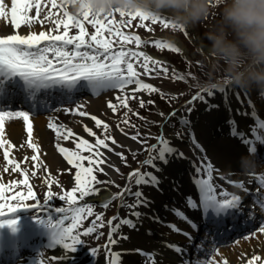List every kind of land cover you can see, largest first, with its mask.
I'll use <instances>...</instances> for the list:
<instances>
[{"label": "snow or ice", "instance_id": "1", "mask_svg": "<svg viewBox=\"0 0 264 264\" xmlns=\"http://www.w3.org/2000/svg\"><path fill=\"white\" fill-rule=\"evenodd\" d=\"M45 3L48 0H44ZM51 8H42V0H11V5L8 7L5 0H0V18H4L12 26L14 31L8 34H0V147H3V155L8 164L14 166L13 171H19L23 179L9 180L7 183L0 182V216L6 213H12L20 207H38L41 203L37 200L35 205L25 203L29 197H34L31 185H29V176L24 168L20 167V162L17 159H9L10 147H19L13 145L10 140L3 139L4 118L6 116H22L27 124V131L29 133L28 145L34 150L38 151L40 145L34 143L31 139V121L29 120V113L27 111L16 110L13 111L6 107L7 103L11 101L18 93L23 92L25 96L32 101H36L38 94L48 90H60L67 95H71L79 89H90L93 95H100L103 92H112L113 99L107 100V105L111 112L117 113L122 109H127L123 112V120L117 118L116 127L125 137H131L132 140L137 141L140 147L132 149L126 147L123 141H118L116 137L109 134L110 125L100 116L93 115L88 111H82L83 105L80 103L75 106L64 107L65 112L79 113L81 116H91L96 129H103L101 135L94 130L93 126L87 123L83 124V129L95 139H88L85 135L78 134L71 127L60 124L58 121H50L48 127L55 132L57 143L56 150L61 153L68 165L74 166L75 184L70 190L63 193H53L49 189L45 194V202L54 195H59L62 200H67L68 207L57 208V212L61 213L59 219L54 222L53 227L55 235L60 244L65 249L75 250V247L80 242H86L82 237L96 236L98 239L100 233L97 225L103 227L104 224L112 225L108 232V243L104 245L106 251L111 253L112 249L109 245L117 243L114 233L121 225H128L133 228L136 227V220L132 217L139 218V213L130 211L128 216H121L119 212L110 219L105 220L104 211H95L96 205L93 203L77 204V201L84 200L90 195L101 194L103 189H108L110 185H115L119 191L111 192L107 199L101 200V206L107 209L112 201L119 200V207L132 208L133 205L125 204L121 197L126 200L128 198V189L126 187L128 176H138L140 172L144 171L143 167H133L132 162L136 161L141 165L145 160H139V154L142 151L148 153L147 158L152 156L159 157L161 149H166L164 156H169L172 150L175 154L185 158V153L173 145L168 135L165 133V123H171L174 126L173 117L178 116L179 110L173 109L170 113L157 109L158 114L164 117V120H148L146 117H141L146 124H159V131L153 132L151 128L148 131H143L139 125L131 124L128 119V114L133 111L129 105L131 98H136L138 92H147L149 94L156 92L161 96H165L164 91L147 82L142 78V75L151 76H167L169 68L166 63L159 58L154 57L146 51L140 50L139 46L146 41L142 40L141 36L131 32L124 31L118 25H123L124 20L114 22V20L102 19L101 14L93 15L88 11L83 12V18L69 12L65 6L64 0H60L59 7L64 9L63 16L57 17L52 8L58 7V0H50ZM35 8V15H31L30 10ZM121 17H139L141 22L145 20L161 21L165 25H171L173 22L163 16H149L139 10L134 13L125 14L119 13ZM10 15V20L8 17ZM111 16L112 14H106ZM91 17V19H89ZM54 18L56 29L39 31L31 30L30 25L33 21L39 20L44 23L47 20ZM85 21L94 27V31L89 32L85 27ZM29 27L26 33H21L18 29L21 26ZM70 26L75 27L78 31L70 32ZM148 28V24H144ZM187 33V29H184ZM159 48H167L181 52L182 49L177 43L171 40H154L152 41ZM135 44L137 47L129 45ZM142 58V59H141ZM173 76L176 73L173 72ZM184 79V77H179ZM232 89L227 86L214 87L211 89H200L193 97L195 100H206L204 95L207 92L209 95H215L217 90L222 93ZM179 95V93H176ZM147 104H155L154 100H146L142 96L139 98L140 107ZM192 108H188L187 112H191ZM135 114L140 116L139 111ZM255 115V112H253ZM121 123L127 124L136 131H126L121 127ZM179 123L182 125L189 124L188 117L182 116L179 118ZM234 123V121H230ZM252 139L245 138L244 133H240L241 138L245 143L250 144V151H257L256 142H264V119H259L255 127L252 128ZM232 133H237L236 128H232ZM175 138H183L184 133L175 132ZM155 138L156 143L149 141ZM60 140H72L75 147H67ZM192 140L199 144L198 138L192 134ZM117 145L122 150H118ZM203 148V145H200ZM87 153V154H85ZM109 153H114L123 164L127 165L130 171L124 173L121 168L112 161ZM131 153V159L129 158ZM32 161L38 159L37 155L32 156ZM148 166L144 163V166ZM213 165L209 161L206 168L212 169ZM140 168V172L135 169ZM113 171L119 174L121 179L125 180L122 185L113 178ZM205 171V165L201 162L195 169L196 179L205 187L207 191V198L210 210L207 213V219H214L217 227L222 225L227 218L236 221L240 218L254 219L257 212L264 213V193L259 188L255 189L253 199L249 207L246 208L244 204V197L239 194L229 192L224 189L223 193L217 192L218 185L213 183L212 172H207V178L202 174ZM103 174L104 178H101ZM145 179H151L146 176ZM260 182L264 185V175L259 177ZM51 183V181H49ZM239 187L244 189L245 185L241 181H235ZM14 185H25L27 187V195L24 191L13 192ZM248 191V189H245ZM9 192L12 195H6ZM119 192L120 196L115 195ZM142 200L143 197L141 196ZM15 201V202H9ZM44 202V203H45ZM139 205L137 204L136 207ZM199 206V202H198ZM89 217H94L88 224L84 221ZM70 223H66L67 221ZM119 223H114L115 221ZM0 223H15L14 220L0 221ZM186 235L189 238L193 247H197L193 241V234L186 229L170 228ZM259 232L264 233V222L260 223ZM248 235H255V231L249 232ZM121 237H126V234L120 233ZM201 239H205L202 237ZM170 247L176 250L177 254L184 253L187 255L184 246L171 241L166 242ZM100 246L90 247L93 255L98 253ZM137 251H143L137 249ZM120 253H116L119 255ZM151 255V253H148ZM53 259H61V257H53ZM261 261L264 264V258L259 254H252L245 264H253V262ZM41 264H45L41 259ZM133 264H136L133 261ZM182 264H212L211 260H200L197 258L193 261L189 255L186 261ZM227 264V261H225Z\"/></svg>", "mask_w": 264, "mask_h": 264}, {"label": "bare ground", "instance_id": "2", "mask_svg": "<svg viewBox=\"0 0 264 264\" xmlns=\"http://www.w3.org/2000/svg\"><path fill=\"white\" fill-rule=\"evenodd\" d=\"M59 2L60 0H58L57 8H52V11H56L55 13L58 16L61 15L60 11L63 10V8L59 9ZM5 3L10 7L11 0H5ZM50 5V0L49 3H45L42 0V8H51L52 6L50 7ZM33 12H35V8L31 9L29 14L33 15ZM8 20H10V15ZM22 26L18 31L23 34L29 30V27ZM30 27L31 30L35 31L46 30L35 25H30ZM12 31L14 29L8 21L0 18V34H8ZM197 44L205 52L211 50L210 46L205 44L200 37L197 38ZM168 68L173 69L174 67L168 66ZM223 83L226 82L222 81L221 84ZM227 83L225 86L232 89L223 93L217 90L215 95L211 97L212 100L203 101L200 104L201 114H193L189 118V124L186 127L184 126V129L174 130L171 125H166L164 128L166 135H168L173 145L189 154L195 150L193 147H189V135L194 133L199 141L198 147L201 150V155L208 158L213 165L210 171L212 172L213 183L219 185L217 192L222 194L224 189H227L229 192L239 194L244 197V204L246 206L245 198L250 195L249 193L254 192L258 188L259 177L264 175V163L259 166L261 168L254 170L249 167L257 154L250 151V144L244 142L239 132L244 133L247 139L253 138L252 128L256 126L259 119H264V99H254L251 91H247V95L251 96L252 100L248 97L246 99L238 94L240 93V84L232 82L227 85ZM50 95L51 97L48 100L53 101V99L57 98L53 94ZM104 95L105 99L99 96L91 97L85 95V97L83 96L77 102L83 105L82 111L95 112L96 107L103 105L100 102L108 100L112 92H106ZM43 96L46 98L45 95ZM21 97L25 99L24 94ZM213 102L217 103L213 104ZM51 106V111L47 113L48 115H52L50 119L44 116L47 114H37L35 116L29 114L32 127L31 139L34 143L40 145L38 151H34L28 145L29 133L27 131V124L22 116H6L4 118L3 139L10 140L13 145L19 146L15 148L10 147L9 159H17L20 162V167L24 168L28 173L29 184L31 185H37L40 181V186L47 182L49 183V181L59 184L56 178L49 179L51 174L49 168L68 165L63 155L56 150L55 144L52 145L53 147L51 146L52 142L57 140V137L55 132L48 127V122L58 121L60 124L71 127L79 133L81 132L80 129H82L83 123L92 121L91 116L84 117L79 113L65 112L64 107L75 106L69 100H58L51 104ZM253 112H255V115H253ZM202 114H205L206 121L200 118ZM70 118H72L71 121H69ZM230 121H234V123H230ZM232 128L237 129L235 135L232 133ZM177 131L184 133V137L175 138L174 133ZM122 138L130 146L137 145L136 142L130 140L128 137L122 136ZM59 142L67 147H75L72 140H60ZM256 144L257 150L263 152L264 142L257 141ZM200 145H203V148ZM165 151L166 149L161 150L157 166H153L152 174L149 175L151 179H145V177L142 179L139 196H142L143 199L138 200L139 206L136 207L139 218L132 217L136 220V227L121 225L116 233L117 243L112 245L115 250V264H133V261L136 264H182V261H186L185 254L181 253L178 255L176 250L172 249L166 242L171 241L184 246L186 253L190 250L189 248H192V243L179 230L174 231L170 228H176L178 225L180 228L192 233L194 240L195 236L198 235L197 232H199L201 220L199 206H197L198 202L199 205L204 207L202 213H206L207 215L210 210L207 191L203 184L196 182L192 169L189 167V159L176 155L175 150H172L171 154H168L169 156H164ZM34 154L38 156L35 162L31 159ZM109 155L114 163L118 160L116 155L112 153H109ZM13 167L5 160L3 147H0V182L7 183L9 180L19 179V176L22 174L18 170L13 171ZM113 174H115L114 171ZM132 177V175H129L128 183ZM35 180H38V182L35 183ZM235 181L243 182L245 188H240L238 183H234ZM16 188L17 185H14L13 191ZM245 189H248V191H245ZM261 191H264V188ZM111 192H113L112 189ZM111 192L108 189H103L101 194L90 195L89 197L104 200L108 198ZM28 203L35 205L32 202ZM174 207L180 210V214H175ZM30 208L33 211L40 209L36 206ZM40 211L50 214V209H40ZM186 212L188 213L187 215ZM257 221L258 218L255 222ZM208 224L209 222L206 226ZM28 230V226L23 228L20 225L10 227L0 224V249H5L7 245L3 241L11 243L15 241L16 251H19L21 246L23 248L28 246L26 242L28 237L25 235V233H28ZM120 233L126 234V237H121ZM52 236L56 237L53 233ZM76 248L77 246L75 250H68L59 241L58 243L54 242L50 247V253L47 254L45 264H59L62 262L67 264L79 263L77 258L80 251ZM137 249L143 251H137ZM31 250L29 249V251L24 253L18 262L14 259L9 260V257H2L0 259H3V262L6 264H41V261L35 257ZM219 250L220 252L217 255L216 253L214 254L215 256L213 255L214 261H212V264H225V261H227V264H245V261L254 253L264 258V233L258 234L253 239L248 237L229 249H222L220 247ZM116 253L120 254L116 255ZM148 253H151V255ZM53 257H61V259H53ZM253 264H262V262L257 261L253 262Z\"/></svg>", "mask_w": 264, "mask_h": 264}, {"label": "rangeland", "instance_id": "3", "mask_svg": "<svg viewBox=\"0 0 264 264\" xmlns=\"http://www.w3.org/2000/svg\"><path fill=\"white\" fill-rule=\"evenodd\" d=\"M49 3V0H48ZM51 7V5H50ZM60 9V7H59ZM62 9V8H61ZM67 10L71 13L70 8L67 7ZM221 10L222 6L218 3V0H209V11L208 14L200 19L198 22L192 23V25L199 31V35L202 39L206 41L207 44H210V41L207 39L208 35L215 31L221 24L222 16H221ZM56 12V11H54ZM64 9L60 11L61 15H57V17H62ZM120 12L117 10L115 13H111V16H108L105 13L102 14V19L109 20L112 19L114 22H118L120 20H124L123 25H118L121 27L124 31H131L141 36L142 40L146 41V43H143L139 46V48L142 51L146 52H155L158 55L166 56L168 59L176 66V68L171 70L169 68V73L167 76H156L155 74L148 76V75H142V77L146 76L149 78L150 81L157 87H160L164 93L165 96H161L159 93L153 92L151 94L147 92H138L136 98H131L129 101L130 107L133 109L132 112L128 114V119L131 124H137L140 126V128L143 131H148L149 128L153 132L159 131V124H146L144 119H141V117H146L148 120H164V117H161L158 114L157 109L163 110L166 113H170L174 107H176L179 110L178 116L173 117V124L171 123H165L166 125L173 126L172 128L174 130H181L186 127V125H182L179 123V118L182 116H187L188 119L193 116V114L198 113L199 114V105L201 104V99L195 100V103L188 102L190 95L193 93V91H198L200 88H204L205 86H209V84L214 83L217 80L223 79L225 72L223 68V62L217 61V59L213 56L212 52H205L198 48V44L195 42V38L193 37L192 33L187 29V27L183 24L176 25L175 20L167 15V12L163 11L161 15L157 16H166L169 20L173 22L172 26L165 25L161 21H151V20H145L141 22L139 17H121ZM33 15L36 13L33 12ZM79 18H83L82 15L78 16ZM91 19V17H89ZM144 24H148L149 27L145 28ZM31 25L39 26L42 28L53 29L54 31H59L62 29L63 25L60 26V29L55 28L54 20H48L44 23H41L39 20L33 21ZM43 25V26H41ZM23 27V26H22ZM85 27L88 29L89 32L94 31V27L91 24H88L87 21H85ZM184 29H187V33L184 31ZM78 31L75 27L70 26V32L74 33ZM165 34H173L176 35L179 39L182 40L183 44L188 48L187 52H184L183 50L181 52H176L175 50H169L167 48H159L157 47L152 41L164 39L168 40L167 36ZM131 47H137L135 44L129 45ZM188 54V56H187ZM168 65V64H166ZM170 65V63H169ZM173 72L176 73V76H173ZM184 77V79H181L179 77ZM247 87V86H246ZM249 91L252 92L254 99L258 100L259 98L264 99V93L263 91L257 89L255 86L253 87H247ZM208 89H211L209 87ZM105 92H103L100 95H93L92 97H101L106 98L104 95ZM176 93H179V95H176ZM244 92L242 91V94ZM204 95L207 97L209 94L207 92L204 93ZM143 97L146 100H154L155 104H147L144 107H140L139 105V98ZM85 97V96H84ZM113 99V94L108 98ZM79 101V99H77ZM74 101L73 104H77L78 102ZM103 103V105H99L95 108V112H91L93 115L100 116L101 119L105 120L106 123L110 125L109 128V134L116 137L118 141H123L125 143L126 147H130L132 149H135L137 147H140L137 141H134L130 138V140L136 142V146H130L128 143H126L122 136H124L119 129L116 127L117 118L123 120V112L127 111V109H122L121 111L117 113L111 112L110 108L107 105V100L100 102ZM188 108H192L191 112H187ZM136 111H139L141 114L140 116H137L135 114ZM70 114V113H69ZM75 114V113H74ZM52 116V115H51ZM49 116V118L51 117ZM73 116V114H72ZM203 120L206 121V117L204 115L201 116ZM72 118L69 119L71 121ZM89 124L90 126L94 127V130L98 131L101 135L103 134V129H96L94 125V121H88L85 122ZM84 124V123H83ZM185 126V127H184ZM121 127H124L126 131L134 132L136 131L135 128L129 127L127 124L121 123ZM80 129L81 132H77V130H74L78 134L85 135L86 138L94 140V137H91L90 134L86 133L83 129V126ZM150 143H156L155 138L149 141ZM189 147H193L195 150H193L192 153H187L188 156L191 158L190 160V166L192 168L196 167L195 163L198 165L201 164V158L199 154V147L198 145L192 140V135H189ZM54 145L53 142L51 146ZM53 147V146H52ZM118 150H122L119 148V145H117ZM148 153L146 151H142L139 154V160H145L144 163H146L148 166H144V163H137L136 161L132 162L133 167H143L144 171L140 172V168L135 169L137 172H140L138 176H133L132 180L130 181L127 189H128V198L125 200L124 197L121 199L125 204H131L133 205L132 208L128 207H119V200L112 201L110 206L105 209L103 208L97 201L91 199V197H85L82 201H77V204L81 203H93L96 205L95 211H104L105 212V220L110 219L112 216L116 215L117 212H119L122 216H128L130 211H136V201L139 199V195L135 194L136 191H138L140 187L141 180L144 178L145 175H147L152 167H153V160L157 159V156H152L150 159L147 158ZM129 158L131 159V153H129ZM116 164L121 168V171L124 173H127L130 171L127 165L123 164L122 161L119 159L116 161ZM260 163L254 164L259 165ZM49 171L51 172L49 179L56 178L59 181V184L49 183L40 186V182L37 185H31L32 191L35 194L34 197H29L25 203L32 202L37 203V200L41 201L42 205L40 208L43 209H50L53 213L52 216H48L40 211H28V210H22L19 212H12V213H6L1 217V219H4L5 221L8 220H14L15 222H26V223H34V224H46V223H52L54 224L55 221L59 219V215L61 213L57 212V208L68 207L67 200H62L59 195L51 196L47 202H45V194L48 193L49 189L53 193H63L64 191H68L71 189L72 186L75 184L74 180V174L75 169L72 165H62V166H56L55 168H49ZM19 174V173H18ZM131 175V174H129ZM101 178L103 179L104 176L101 174ZM113 178L117 180L119 184L125 183L124 179H121L119 174H113ZM23 179V176H19V179ZM129 180V176H128ZM38 182V180H35V183ZM128 184V182H127ZM109 188H111L114 192L119 191V188L115 187V185H110ZM39 189V190H38ZM24 191L27 195V187L25 185H17V188L15 191ZM117 192L116 194H118ZM5 194L9 195L11 193L6 192ZM118 196V195H117ZM90 199V200H89ZM45 202V203H44ZM31 212V213H30ZM94 217H89L87 220L84 221V224H88ZM71 221H67L66 223H70ZM114 223H119V221H115ZM7 224V223H5ZM260 224H257L253 229H250L247 233L241 235L240 237H237L233 239L231 242H228L221 246L222 249H229L231 246H236L240 242L244 241L246 238H255L258 234H261L257 229L259 228ZM97 228L100 233H103V235H100L97 239L96 236L91 237H82V239H85L86 242H80L81 246V252L82 255L80 257V260H84L87 264H105V260L108 257L109 264H115V250H112L111 253H108L103 247L106 245L108 241V232L111 230L112 225L104 224L103 227H100L97 225ZM255 231V235H248L249 232ZM93 246H100L98 253L96 255H93L90 251V247ZM220 246H217L212 254L208 257V260L214 261V254L220 252ZM44 252L47 254L48 250L43 248ZM214 255V256H213Z\"/></svg>", "mask_w": 264, "mask_h": 264}, {"label": "clouds", "instance_id": "4", "mask_svg": "<svg viewBox=\"0 0 264 264\" xmlns=\"http://www.w3.org/2000/svg\"><path fill=\"white\" fill-rule=\"evenodd\" d=\"M218 3L221 24L207 39L213 56L223 62V79L264 91V0ZM65 6L77 16L85 11L102 15L139 10L151 17L167 10L176 25H187L208 14L209 0H65Z\"/></svg>", "mask_w": 264, "mask_h": 264}]
</instances>
